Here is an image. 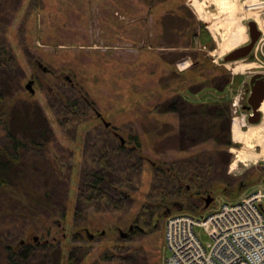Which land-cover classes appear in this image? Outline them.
I'll return each mask as SVG.
<instances>
[{
	"label": "rangeland",
	"instance_id": "rangeland-1",
	"mask_svg": "<svg viewBox=\"0 0 264 264\" xmlns=\"http://www.w3.org/2000/svg\"><path fill=\"white\" fill-rule=\"evenodd\" d=\"M15 1L6 15L7 38L20 68L18 87L11 91L21 99L20 108H38L44 113L53 132L47 139L46 156L56 163L59 180L68 181L65 217L42 209L39 226L29 222L17 240L18 245L51 246L29 264H52L59 252L63 264H121L120 246L137 248L150 264H164L163 238L169 216L182 213L202 218L222 202L264 189V107L258 123L251 124L243 116L242 127L235 117L251 110L239 107L236 113L232 108L235 98L247 105L245 88L250 76L264 73V33L245 58L223 59L250 41L248 21L254 20L264 31V9L246 7L262 0H196L202 3L200 15L193 0ZM239 29L245 37L231 46L230 38ZM237 66H243L241 71H233ZM30 80L33 94L26 88ZM73 91L81 98L83 110L76 124L62 113L71 106H61L62 98L65 101ZM182 100L191 104L226 101L230 120L224 111L219 123H210L207 117L216 114L214 107L201 113ZM236 119L242 131L254 129L247 139H234ZM227 125L229 147L223 145ZM114 132L125 138L126 147L136 145L129 138L138 136L144 157L141 168L138 161L131 160L133 166L125 161L122 177L117 172L106 177L109 183L119 179L113 187L121 191V209L105 208L101 203L84 209L85 216L75 219L83 168L93 166L99 150L111 153L112 141L120 142ZM3 138L0 126V144ZM217 150L221 164L227 165L220 168L223 179L209 193L194 195V188L183 182L167 203H155L151 218L136 223L154 184L153 162L166 168L178 158ZM208 195L213 200L205 206ZM192 203L198 207L189 209ZM6 219L0 217L4 233L9 230V225L2 224ZM12 239L5 240L15 243Z\"/></svg>",
	"mask_w": 264,
	"mask_h": 264
},
{
	"label": "trees",
	"instance_id": "trees-1",
	"mask_svg": "<svg viewBox=\"0 0 264 264\" xmlns=\"http://www.w3.org/2000/svg\"><path fill=\"white\" fill-rule=\"evenodd\" d=\"M12 2L16 1L0 0V126L3 127L4 132L3 142L0 144V217L8 218L2 224L9 225L7 232L0 230V264H27V262L29 264L38 257L42 258L43 251L51 246L46 243H42L41 246L30 243L18 245L17 240L29 222H37L39 226L38 217L41 213L38 211L42 209L50 215L56 213L65 217L68 181L63 177L59 180L60 174L56 172V163L46 156L47 139L53 132L44 113L38 108H20L21 99L16 96V92L13 95L11 91L13 87H18L17 72L20 71L17 57L7 38L9 24L6 15ZM63 100L64 98H62V107L71 106L62 111L63 115H66L69 122L76 124L83 114L81 98L73 91L71 97ZM182 101L185 106L199 108L201 113H205V108L214 107L216 114L207 117L210 123L213 121L219 123V117L224 111L227 120H230L227 117L230 106L226 101H216L214 104L210 102L191 104ZM38 114L41 116L39 121ZM212 125L210 127L213 128ZM225 130L227 140L223 145L229 147L232 142L228 125ZM129 139L136 143L135 147H126L121 142L116 145L112 141L111 153L99 150L98 156L96 155L92 160L93 166L90 169L83 168L76 197L75 219L83 214L85 216L83 212L86 208L90 209L101 203L105 208L121 209L123 198H118L121 191L113 187V183L119 182V179L116 178L113 183H109L106 177L113 172H117L116 175L122 177V172H125V161L130 160L131 166L134 165L131 160L138 161L137 166L141 168V162L144 160L140 152L142 145L138 136ZM218 151L200 152L201 155L198 153L197 156H188L184 159L181 157L172 161L166 168L161 163H151L154 184L146 196L148 202L142 205L135 217L136 223L147 217L151 218L155 213L156 204L167 203L179 192L183 182L189 183L194 188V195L209 193L214 185L223 179L220 168L227 165L221 164ZM202 156L207 158H200ZM197 207L196 203H192L189 209L193 210ZM136 227L138 229V225L134 228ZM2 235H5L7 240L13 237L15 243H9ZM129 239L124 238V241ZM132 239L135 238H131L130 241ZM119 249L124 253L120 256L121 264H150L148 256L140 253L135 247L120 246ZM54 258L52 264H63V255L60 252Z\"/></svg>",
	"mask_w": 264,
	"mask_h": 264
},
{
	"label": "built area",
	"instance_id": "built-area-1",
	"mask_svg": "<svg viewBox=\"0 0 264 264\" xmlns=\"http://www.w3.org/2000/svg\"><path fill=\"white\" fill-rule=\"evenodd\" d=\"M238 100L232 103L236 113ZM243 116L235 117L241 127ZM163 242L164 264H264V189L222 202L202 218L182 213L169 216Z\"/></svg>",
	"mask_w": 264,
	"mask_h": 264
},
{
	"label": "water",
	"instance_id": "water-1",
	"mask_svg": "<svg viewBox=\"0 0 264 264\" xmlns=\"http://www.w3.org/2000/svg\"><path fill=\"white\" fill-rule=\"evenodd\" d=\"M248 30H249V37L250 41L242 46H238L234 49H232L230 52H228L224 56V61H234L238 59H243L246 56H248L251 51L254 49L256 43L259 41L261 36L263 35L264 31H261L259 29V26L257 22L254 20H250L247 22ZM33 83V80H30L26 84V88L30 91L31 94L34 93L33 89L31 88V84ZM264 102V73L262 72H256L252 75L250 79V89H249V96L247 98V105L246 108L251 110V114L248 116V122L258 123L261 117V106ZM100 116V114H97ZM102 121L104 122L105 126H108L109 123L104 121L102 118ZM121 142H123V137H120ZM213 200L211 195H208L204 198L205 206H208L210 202ZM87 235L89 238H92V234H90L87 230ZM123 234V233H122ZM36 239V237H34Z\"/></svg>",
	"mask_w": 264,
	"mask_h": 264
},
{
	"label": "bare ground",
	"instance_id": "bare-ground-1",
	"mask_svg": "<svg viewBox=\"0 0 264 264\" xmlns=\"http://www.w3.org/2000/svg\"><path fill=\"white\" fill-rule=\"evenodd\" d=\"M249 1H252V0H249ZM194 2V7L196 9V11L198 12V14L200 15V11H201V6H202V3H199L197 2L196 0H193ZM224 6H228L226 4H224ZM261 7L262 9H264V0L262 1H259L258 3H249V4H246V7L247 8H252V7ZM224 8V7H222ZM263 25H264V21H263ZM244 34H243V31L242 29H239L238 31H236L235 33L232 34V37L230 38V45H235L237 43H239L240 41H242L244 39ZM243 66H237V67H234V71L236 70H240L242 69ZM264 107V102L262 103V106L261 108ZM237 119L234 120V124H233V130H234V139L236 141H241L242 139H247L248 136L252 135L253 132H254V129L251 127V129H249L248 131H242L241 129H239V125L237 124ZM241 130V131H240Z\"/></svg>",
	"mask_w": 264,
	"mask_h": 264
},
{
	"label": "flooded vegetation",
	"instance_id": "flooded-vegetation-1",
	"mask_svg": "<svg viewBox=\"0 0 264 264\" xmlns=\"http://www.w3.org/2000/svg\"><path fill=\"white\" fill-rule=\"evenodd\" d=\"M251 77H252V75L250 76V79H251ZM250 79H249V83H248L247 87L245 88V92L248 93V94H249V89H250ZM248 94H247V96H248ZM241 108H246V105H241ZM114 134L116 136H118L119 138L122 137L117 132H114ZM123 139H124L123 142H121V139H120V142H121V144H124L125 145L126 140H125V138H123ZM132 147H135V145L132 146Z\"/></svg>",
	"mask_w": 264,
	"mask_h": 264
},
{
	"label": "crops",
	"instance_id": "crops-1",
	"mask_svg": "<svg viewBox=\"0 0 264 264\" xmlns=\"http://www.w3.org/2000/svg\"><path fill=\"white\" fill-rule=\"evenodd\" d=\"M249 65H250V66H249ZM248 66L251 67V64H248ZM233 71H234V70H233ZM239 71H241V69H240ZM236 72H237V71H236ZM234 78H235V77L233 76L232 79H231V81H232ZM261 111H262V110H261ZM262 113H263V115H264V112H263V111H262ZM263 115H262V116H263Z\"/></svg>",
	"mask_w": 264,
	"mask_h": 264
}]
</instances>
